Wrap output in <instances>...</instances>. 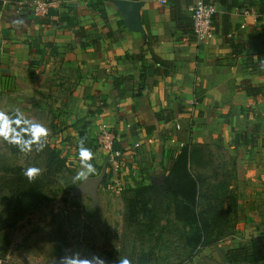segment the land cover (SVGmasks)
<instances>
[{
	"label": "crops",
	"instance_id": "crops-1",
	"mask_svg": "<svg viewBox=\"0 0 264 264\" xmlns=\"http://www.w3.org/2000/svg\"><path fill=\"white\" fill-rule=\"evenodd\" d=\"M19 1L0 0V111L19 110L26 118L50 93L66 99L60 117L75 147L96 143L100 125L114 131L124 186L167 170L183 144L224 147L236 161L235 229L200 249L193 264L211 251V264H225L226 250L254 237L264 244V90H251L264 85V53L256 48L264 39L259 0H235L225 39L219 32L224 8L209 0L216 12L208 43L189 39L171 16L175 1L174 14L190 16L195 0H135L142 3L143 32L124 26L110 0H49L43 17ZM92 153L106 181L105 151Z\"/></svg>",
	"mask_w": 264,
	"mask_h": 264
},
{
	"label": "trees",
	"instance_id": "trees-1",
	"mask_svg": "<svg viewBox=\"0 0 264 264\" xmlns=\"http://www.w3.org/2000/svg\"><path fill=\"white\" fill-rule=\"evenodd\" d=\"M204 1L209 3V0ZM217 2L224 8L220 17L219 32L225 39L230 28L229 11L237 6V3L235 0ZM259 3V11L264 13V0H259ZM176 4L175 1L171 5V16L182 32L193 40L191 18L175 15L174 13H178ZM262 29L264 31V25ZM256 48L260 53H264V39L256 43ZM157 62L164 63L161 60ZM141 69L138 90L143 86L144 65ZM251 90L257 94L264 90V85L252 86ZM4 141L10 153L27 154L28 160L23 165L0 164V198L8 193H15L20 198L37 197L46 187L56 184L60 174L69 170L57 148L45 138L42 150L36 151L37 146L33 145L30 152H23L17 145L5 139ZM171 159L162 182L152 180L148 184L135 187L110 188L102 186L104 175L94 195L73 192L71 188L63 189L60 197L53 199L51 216L61 213L62 220L67 221L68 215L80 207L99 211L109 209L114 201L119 206L117 216L107 214L109 216L102 222L105 240L112 242L117 239L120 245L129 241L141 243L144 240L153 243L148 250L141 251L136 256L134 264H150L159 242L167 246L168 242L163 237L166 233L173 234L182 242L185 257L180 261H190L200 249L216 244L231 234L236 220V161L235 157L220 145L196 142L183 144ZM32 166L41 171L30 180L25 175V169ZM71 201H74L75 206H71ZM41 204V201L37 202L38 206ZM16 216L22 221L19 227L22 241L36 228L40 217L38 212L34 211L27 218L21 213ZM125 229L131 231L130 240L124 234ZM59 234L52 264L58 263L60 258L68 253L66 231ZM122 248L114 255V261L121 255ZM224 257L229 264H264V244L260 242L259 237H254L249 245H238L226 250ZM1 260V264H48L23 256L11 262H5L4 258Z\"/></svg>",
	"mask_w": 264,
	"mask_h": 264
},
{
	"label": "rangeland",
	"instance_id": "rangeland-1",
	"mask_svg": "<svg viewBox=\"0 0 264 264\" xmlns=\"http://www.w3.org/2000/svg\"><path fill=\"white\" fill-rule=\"evenodd\" d=\"M56 80L60 82L59 78H56ZM60 83L61 85H59L62 86L63 83ZM54 95L55 94L50 93L48 100L45 101V106H42L41 102H37L34 114H31L26 118L33 120L34 122H39L48 129V135L44 138L57 148L61 156L65 153L63 157L69 170L60 174L57 177L56 184L46 187L37 197L31 199L20 198V196L15 193H8L0 198V258H4L5 262H11V260L20 259L21 256H23L32 261L38 260L52 264L56 251V243L60 236L59 233L64 234L66 231L68 241V253L66 255L70 256L73 253H78L81 258H89L91 255H97L105 258L108 264H116L118 258L126 256L131 261V264H134L136 256H138L141 251L148 250L153 243L144 240L141 243L129 241L120 245L117 239L112 240V242L105 240L103 234L104 224H102V222L105 220V217L107 218L109 216L107 214L117 216L119 210L117 202L112 201L109 209H102L99 211H89L87 208L80 207V209L74 210L73 214L68 215L67 221L62 220L61 213L51 216L54 197H60L63 189L70 190L69 188H71V191L73 192L81 191L80 182L84 177H79V173L86 171L82 166L78 153L76 152L78 144H76L75 147V143L77 139L64 132L69 127V123L66 124L67 119L60 117V114L61 108L67 106V100L64 98L59 100V98ZM75 109L76 108L73 107L71 110ZM85 132H87V130H85ZM80 138H82V136H80ZM62 141L67 142L61 143ZM92 141L93 139L89 140V150L94 152V150L99 149L100 146L96 141V143H92ZM114 147L116 148L115 144ZM27 160V154L10 153L5 146L3 137H0V164L23 165L26 164ZM91 162L92 161H90V163ZM97 167H94V173H90L87 176H92L93 174H95L94 176H98L101 173V169H98ZM164 171H166V167L157 168V170L151 172V175L148 174L151 177L148 176L149 178L143 177L139 179L135 186H139L144 182L150 183L156 176ZM106 173L108 174V179L102 182L103 187L121 189L131 187L133 184L132 182L130 183L131 185L129 184L127 186L126 184L125 186L124 184H121L120 181L123 177L122 171H120L113 180L110 179L111 174L107 171ZM36 200L37 202L41 201L42 203L40 205L41 208L39 209L38 207L40 206L37 205ZM70 204L71 206H75L74 201H71ZM32 211L38 212L40 217L39 223L31 234L21 241L19 227L22 221L16 215L18 214L19 216L21 213V215H24L27 218ZM234 227L235 222L231 234L234 232ZM124 234L128 240L131 239V231L125 229ZM229 236L230 235L225 238H228ZM163 237L166 242H168L166 244L167 246H164L162 242H159L155 256L150 264H193L195 262L194 260L180 261L185 257V253L182 249V242H180L176 236L166 233ZM120 248H122L121 255L114 261V255L117 254V251H119ZM212 255V251L203 254V256L200 257L201 263L211 264L212 260H210V258H212ZM197 261H199V259H197ZM19 262H21V260Z\"/></svg>",
	"mask_w": 264,
	"mask_h": 264
},
{
	"label": "clouds",
	"instance_id": "clouds-1",
	"mask_svg": "<svg viewBox=\"0 0 264 264\" xmlns=\"http://www.w3.org/2000/svg\"><path fill=\"white\" fill-rule=\"evenodd\" d=\"M48 135V129L39 122L27 119L17 110L15 114H9L0 111V137H3L9 143L15 144L23 152L32 151V146L36 145V151L44 147L43 138ZM78 155L82 166L86 171L79 173V177H86L94 173L95 169L90 163L93 153L83 146V141L78 145ZM41 169L32 166L25 169V175L31 180L40 173ZM58 264H108L105 258L97 255H91L89 258H81L78 253L65 255L60 258ZM116 264H131L128 257L118 258Z\"/></svg>",
	"mask_w": 264,
	"mask_h": 264
},
{
	"label": "built area",
	"instance_id": "built-area-1",
	"mask_svg": "<svg viewBox=\"0 0 264 264\" xmlns=\"http://www.w3.org/2000/svg\"><path fill=\"white\" fill-rule=\"evenodd\" d=\"M26 3L31 8L32 14L37 17L46 16L51 6V3L46 0H20L19 6L21 7ZM189 10L193 40L198 43H208L214 36L212 18L216 12L215 6L204 0H195ZM95 138L99 146L105 151L106 170L111 174L110 179L113 180L123 165V152L114 147L115 133L109 127L100 125ZM1 263L2 260L0 259Z\"/></svg>",
	"mask_w": 264,
	"mask_h": 264
},
{
	"label": "water",
	"instance_id": "water-1",
	"mask_svg": "<svg viewBox=\"0 0 264 264\" xmlns=\"http://www.w3.org/2000/svg\"><path fill=\"white\" fill-rule=\"evenodd\" d=\"M118 9L124 26L132 31L143 32L140 24L139 9L142 5L140 1L135 0H110ZM104 177V169L98 176L87 177L80 182V192L90 193L94 195L96 188L100 185ZM164 174L156 176L153 180L162 182ZM225 264H229L225 262Z\"/></svg>",
	"mask_w": 264,
	"mask_h": 264
}]
</instances>
